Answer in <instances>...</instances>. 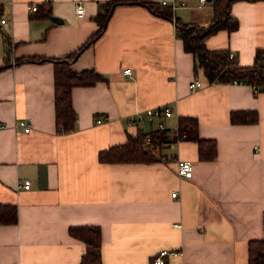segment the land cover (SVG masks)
Listing matches in <instances>:
<instances>
[{
    "label": "crops",
    "instance_id": "crops-1",
    "mask_svg": "<svg viewBox=\"0 0 264 264\" xmlns=\"http://www.w3.org/2000/svg\"><path fill=\"white\" fill-rule=\"evenodd\" d=\"M107 1L0 0V204L17 212L16 222L0 224V264H80L84 243L68 231L75 225L99 226L101 264H150L160 249L179 251L166 264H247L248 241L263 235L264 91L210 83L175 26H208L216 0H174L175 8L150 0L171 18L137 2L111 8L102 33L71 63L103 79L72 87L74 127L57 130L49 59L77 50L99 28ZM229 13L237 27L211 32L204 45L251 65L264 51V0H231ZM31 56L46 59L15 61ZM194 78L202 84L190 87ZM158 105L171 114L144 115ZM233 110L255 111L257 120L232 123ZM181 116L195 117L198 136L215 140L213 158L178 139L157 149V160H99L159 123L175 137ZM179 159L191 161L190 177L177 174ZM24 179L28 188L18 186Z\"/></svg>",
    "mask_w": 264,
    "mask_h": 264
},
{
    "label": "trees",
    "instance_id": "trees-1",
    "mask_svg": "<svg viewBox=\"0 0 264 264\" xmlns=\"http://www.w3.org/2000/svg\"><path fill=\"white\" fill-rule=\"evenodd\" d=\"M220 6L217 7V16L208 26L194 24H183L177 19L175 26L178 35L183 40L186 51H190L196 60L195 71L200 68L210 83H245L257 87L258 91H264V58L262 50H257L251 65H240L236 57H229L228 49H208L204 45V38L211 32L226 28L233 30L238 22L229 13L231 0H216ZM137 2L148 6L153 12L171 18V13L165 9L158 8V4L150 0H109L106 2V13L100 16L99 28L82 44L77 50L64 58L49 59L54 65V99H55V121L57 130L60 132L70 131L74 127L76 114L71 104V89L77 85H90L103 76L89 69L75 71L71 63L85 47L91 44L103 31L105 17L109 10L119 3ZM46 58L31 56L17 58L16 62L25 60L41 61ZM254 90V89H253ZM257 115L252 110H233L230 112V121L255 122ZM197 119L192 116H181L178 120L175 137H171L167 129L156 128L146 132L138 131L136 135H128L124 144L109 147L98 153V158L104 162L115 161H153L161 158L156 156V150L161 149L172 140H194L198 146L200 159H211L215 156V140L201 138L198 136ZM149 137V143L144 140ZM17 220L15 205L0 204V224L14 223ZM263 235L261 238L248 241L247 264H264V213L262 215ZM68 231L74 237L80 239L85 246L80 264H101L100 253V228L97 225H75L69 226Z\"/></svg>",
    "mask_w": 264,
    "mask_h": 264
},
{
    "label": "built area",
    "instance_id": "built-area-1",
    "mask_svg": "<svg viewBox=\"0 0 264 264\" xmlns=\"http://www.w3.org/2000/svg\"><path fill=\"white\" fill-rule=\"evenodd\" d=\"M206 0H200V3H204ZM161 4H167L169 3L173 8H175L178 3L174 0H160ZM180 4H183L182 2ZM33 8H36V5L33 6ZM84 12V7L77 3L75 6V13L77 15H82ZM4 18H0V22H4ZM229 57H234V54L232 52H229ZM263 58H264V53H263ZM124 72L126 74L130 73L129 68H125ZM202 84L201 80L199 78H194L190 83V87H195V86H200ZM254 91L257 90V87H253ZM171 114V111L166 105H158L150 108H146L144 110V115L149 118V119H158L160 116L165 115L169 116ZM17 125L23 127L25 132H28L31 128V124L29 122H25L23 120L17 121ZM7 125L5 123L0 122V129L5 128ZM159 128H164L161 123L158 125ZM178 134V133H176ZM178 140V139H176ZM175 141V140H174ZM174 141H170V143H174ZM145 144L149 143V137H146L144 140ZM176 171L177 174L185 176V177H190L192 173V163L191 161L188 160H182L179 159L176 162ZM30 185V180L29 179H24L18 183V186H22L24 188H28ZM173 196L175 195V192L171 193ZM176 225V224H175ZM178 225V224H177ZM179 251L177 250H169V249H160L152 258L150 264H166L165 257L169 255H176L178 254Z\"/></svg>",
    "mask_w": 264,
    "mask_h": 264
},
{
    "label": "water",
    "instance_id": "water-1",
    "mask_svg": "<svg viewBox=\"0 0 264 264\" xmlns=\"http://www.w3.org/2000/svg\"><path fill=\"white\" fill-rule=\"evenodd\" d=\"M53 19H54V17H53Z\"/></svg>",
    "mask_w": 264,
    "mask_h": 264
}]
</instances>
